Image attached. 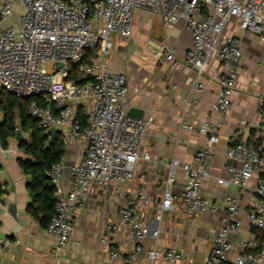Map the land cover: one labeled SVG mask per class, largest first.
I'll use <instances>...</instances> for the list:
<instances>
[{
    "label": "built area",
    "instance_id": "1",
    "mask_svg": "<svg viewBox=\"0 0 264 264\" xmlns=\"http://www.w3.org/2000/svg\"><path fill=\"white\" fill-rule=\"evenodd\" d=\"M15 1L22 12L0 31V92L18 97L41 96L49 104L31 100L26 107L37 126L46 132L57 129L62 143L83 144L82 156L70 167L71 180L65 195L58 190L62 162L46 171L56 189L54 213L46 230L54 238L53 264H59L74 227L75 212L83 206L91 188L131 181L137 161L149 159L141 152V142L152 118H137L126 112V75L108 71L105 66L113 46L111 35L129 38L136 11H146L168 27L181 23L191 36V46L181 58L171 48L160 47L157 55L162 54L170 68L184 64L193 70V91L202 89L198 77L215 58L222 73L212 109L224 114L231 105L241 63L240 39L225 35L224 27L236 18L242 31L255 34L264 44V0H2L0 23L9 18ZM57 63L61 66L56 67ZM70 64L75 65L73 78H69ZM182 102L188 111L194 99L187 97ZM258 118L255 140L259 145L241 142L229 146L225 152L228 178L217 182L244 189L255 173L260 174L246 216L253 228L264 233V99L258 102ZM182 125L208 134V145H213L221 123L184 120ZM211 158L208 146L197 149L189 163L173 159L169 164L167 185L172 183L176 168L185 173L181 200L187 216L215 210L202 193L206 163ZM167 185L154 214L156 222L161 221L163 211L174 209ZM3 188L0 174V190ZM148 203V195L141 188L117 209L119 224L129 230L134 242L125 258L128 263L142 251L144 238L157 237L158 231L143 225L138 216V207L145 208ZM225 203L204 264H261L264 237L239 241L235 255L229 259L231 237L241 226L240 206L230 196ZM108 228L115 230L117 225ZM11 244L10 238L0 237V250ZM108 254L110 259L120 256L114 247ZM146 259L148 264H181L182 251L176 245L152 248L146 251Z\"/></svg>",
    "mask_w": 264,
    "mask_h": 264
},
{
    "label": "crops",
    "instance_id": "2",
    "mask_svg": "<svg viewBox=\"0 0 264 264\" xmlns=\"http://www.w3.org/2000/svg\"><path fill=\"white\" fill-rule=\"evenodd\" d=\"M1 3L2 0L0 6ZM21 12L22 8L15 1L9 18L0 23V31L13 23ZM237 22L236 18L231 19L223 30L225 35L240 39L241 49L236 87L224 114L212 109L222 73L215 58L198 77L202 89L193 91L191 82L196 73L184 64L170 68L163 61V55H157L163 47L171 48L175 56L181 58L191 46V36L181 23L168 27L158 17L136 11L129 38L111 35L113 46L105 66L108 71H121L126 75V112L135 108L140 116H131L152 118L141 142V152L147 153L149 159L137 161L131 181H113L105 187L91 188L83 206L75 212L74 227L59 264H148V249L160 250L174 245L182 251L181 264H204L228 196L238 200L241 222L240 229L231 237L229 259L235 255L239 241L255 237L246 212L260 174L255 173L244 189L217 182L228 178L225 152L229 146L241 142L259 145L255 140V127L259 120L258 102L264 99V44L255 34L242 31ZM187 97L194 99V103L185 111L182 101ZM184 120L198 124L220 122L216 142L208 145V134L185 128ZM208 146L212 158L206 163L202 193L215 210L187 216L181 200L185 173L182 168H176L172 183L167 185L169 164L173 159L180 164L189 163L197 149ZM63 148L58 190L65 195L71 180L70 167L82 156L83 144L63 143ZM26 158L15 139H9L6 148L0 146V174L4 185L0 190V237L12 240L11 245L0 250V264H53L54 238L26 210L28 175L18 164V160ZM166 185L173 197L174 209L163 211L161 221L156 222L154 214ZM141 188L148 195L149 203L145 208L138 207L139 219L158 234L156 238H144L142 251L128 263L125 258L134 242L129 230L119 224L117 209ZM108 225H117V229L111 230ZM110 247L119 251V258H109Z\"/></svg>",
    "mask_w": 264,
    "mask_h": 264
},
{
    "label": "trees",
    "instance_id": "3",
    "mask_svg": "<svg viewBox=\"0 0 264 264\" xmlns=\"http://www.w3.org/2000/svg\"><path fill=\"white\" fill-rule=\"evenodd\" d=\"M92 51H88L87 54ZM75 65H69V78L75 75ZM31 100L41 105L49 104L41 96L18 97L10 93L0 92V146L6 148L9 139H14L16 131L24 136L18 149L27 157L18 160L19 166L28 175L27 191L29 201L26 210L47 226L54 213L56 201L55 187L46 176V171L61 161L64 148L59 133L49 134L37 126L29 116L26 107ZM255 237H264V233L253 228Z\"/></svg>",
    "mask_w": 264,
    "mask_h": 264
},
{
    "label": "water",
    "instance_id": "4",
    "mask_svg": "<svg viewBox=\"0 0 264 264\" xmlns=\"http://www.w3.org/2000/svg\"><path fill=\"white\" fill-rule=\"evenodd\" d=\"M55 66L56 67H59V66H61L59 63H57V64H55ZM140 111H138L137 109H135V108H130L128 111H127V114L128 115H133V116H140L139 113ZM138 118H140V117H138ZM58 131H57V129H55V128H50V129H48V131H47V133H49V134H55V133H57ZM23 136H22V134H21V132H20V130H17L16 131V135H15V140H16V142H17V144H18V146H19V144L21 143V141L23 140Z\"/></svg>",
    "mask_w": 264,
    "mask_h": 264
}]
</instances>
